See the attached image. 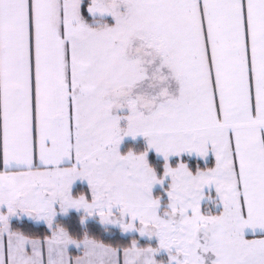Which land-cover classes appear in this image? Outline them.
Wrapping results in <instances>:
<instances>
[{
  "label": "snow or ice",
  "instance_id": "snow-or-ice-1",
  "mask_svg": "<svg viewBox=\"0 0 264 264\" xmlns=\"http://www.w3.org/2000/svg\"><path fill=\"white\" fill-rule=\"evenodd\" d=\"M0 264H264V0H0Z\"/></svg>",
  "mask_w": 264,
  "mask_h": 264
}]
</instances>
